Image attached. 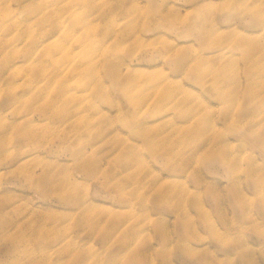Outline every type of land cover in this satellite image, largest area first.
Instances as JSON below:
<instances>
[{
    "label": "rangeland",
    "instance_id": "obj_1",
    "mask_svg": "<svg viewBox=\"0 0 264 264\" xmlns=\"http://www.w3.org/2000/svg\"><path fill=\"white\" fill-rule=\"evenodd\" d=\"M0 264H264V0H0Z\"/></svg>",
    "mask_w": 264,
    "mask_h": 264
},
{
    "label": "bare ground",
    "instance_id": "obj_2",
    "mask_svg": "<svg viewBox=\"0 0 264 264\" xmlns=\"http://www.w3.org/2000/svg\"><path fill=\"white\" fill-rule=\"evenodd\" d=\"M251 39H248V42H250Z\"/></svg>",
    "mask_w": 264,
    "mask_h": 264
}]
</instances>
